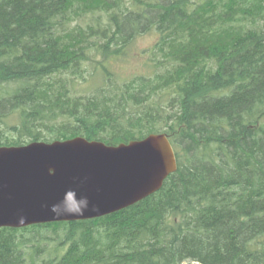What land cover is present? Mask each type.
<instances>
[{"label": "trees", "instance_id": "obj_1", "mask_svg": "<svg viewBox=\"0 0 264 264\" xmlns=\"http://www.w3.org/2000/svg\"><path fill=\"white\" fill-rule=\"evenodd\" d=\"M152 32L149 72L121 73ZM151 133L178 158L159 191L3 227L0 264H264V0H0V146Z\"/></svg>", "mask_w": 264, "mask_h": 264}, {"label": "water", "instance_id": "obj_2", "mask_svg": "<svg viewBox=\"0 0 264 264\" xmlns=\"http://www.w3.org/2000/svg\"><path fill=\"white\" fill-rule=\"evenodd\" d=\"M177 170L166 133L118 145L76 136L0 146V229L116 213L159 191Z\"/></svg>", "mask_w": 264, "mask_h": 264}, {"label": "rangeland", "instance_id": "obj_3", "mask_svg": "<svg viewBox=\"0 0 264 264\" xmlns=\"http://www.w3.org/2000/svg\"><path fill=\"white\" fill-rule=\"evenodd\" d=\"M104 20H106V15L103 14ZM90 16L83 19L81 22H89ZM160 39V36L157 32H152L149 34H144L134 41V43L129 47L127 55L116 62L117 68L121 73L128 75L137 74L140 72H149L147 71V61L150 57V52L156 46ZM192 264V263H191ZM198 264V263H193Z\"/></svg>", "mask_w": 264, "mask_h": 264}, {"label": "built area", "instance_id": "obj_4", "mask_svg": "<svg viewBox=\"0 0 264 264\" xmlns=\"http://www.w3.org/2000/svg\"><path fill=\"white\" fill-rule=\"evenodd\" d=\"M186 264H188V263H186Z\"/></svg>", "mask_w": 264, "mask_h": 264}]
</instances>
